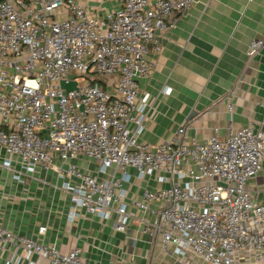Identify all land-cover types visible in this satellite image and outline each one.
<instances>
[{
	"label": "built area",
	"instance_id": "obj_1",
	"mask_svg": "<svg viewBox=\"0 0 264 264\" xmlns=\"http://www.w3.org/2000/svg\"><path fill=\"white\" fill-rule=\"evenodd\" d=\"M197 1L121 0L93 16L79 0H0V166L19 183L37 166L52 171L76 207L111 217L116 230L138 212L142 231L183 264L188 255L207 264H264V199L247 187L262 168L264 131L230 126L225 137L215 129L199 140L181 125L160 143L140 139L151 109L137 84L151 72L148 45L159 50L174 14ZM263 46L252 40L247 55ZM92 73L103 80L85 76ZM83 155L99 172L111 169L110 178L71 161ZM130 167L140 179L157 174L165 186L130 197ZM6 247L49 264H92L78 247L63 252L0 223V251Z\"/></svg>",
	"mask_w": 264,
	"mask_h": 264
},
{
	"label": "crops",
	"instance_id": "obj_2",
	"mask_svg": "<svg viewBox=\"0 0 264 264\" xmlns=\"http://www.w3.org/2000/svg\"><path fill=\"white\" fill-rule=\"evenodd\" d=\"M79 1L93 16L121 5V0ZM174 18L175 26L160 35L159 50L148 45L151 72L137 79L138 93L147 96L151 107L141 141L160 143L181 125L187 135L199 140L214 135L215 129L225 137L230 126L237 129L251 124L264 131V46L253 56L247 55L252 40L264 39V0H198ZM0 156H4L2 151ZM55 161L61 164L62 160L56 155ZM71 161L99 179L112 174L111 169L99 172L98 162L84 155ZM128 174L125 187L130 197L144 186L156 190L166 184L157 174L140 179L131 167ZM60 186L55 174L40 166L23 183L0 166L1 225L54 244L63 252L78 247L92 264H183L162 250L159 237L142 231L138 212L119 231L111 217L89 215L76 207ZM247 187L254 199H264V150L261 171L250 178ZM40 226L46 227L44 234L38 233ZM16 255L21 257L19 264H49L36 255L26 259L13 247L0 251V264L13 263ZM186 258L190 264H207L190 255Z\"/></svg>",
	"mask_w": 264,
	"mask_h": 264
},
{
	"label": "rangeland",
	"instance_id": "obj_3",
	"mask_svg": "<svg viewBox=\"0 0 264 264\" xmlns=\"http://www.w3.org/2000/svg\"><path fill=\"white\" fill-rule=\"evenodd\" d=\"M85 76L87 77V78H95V79H97V80H100V81H102L103 80V78L100 76V75H98L97 73H92V74H85ZM72 86V85H71ZM70 86V87H71ZM259 227H262V224L261 225H259Z\"/></svg>",
	"mask_w": 264,
	"mask_h": 264
}]
</instances>
